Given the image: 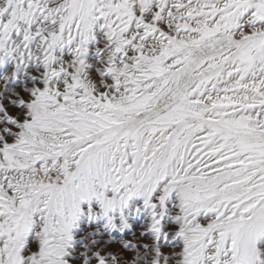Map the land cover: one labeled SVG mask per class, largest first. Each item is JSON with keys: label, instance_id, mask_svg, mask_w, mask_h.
I'll return each mask as SVG.
<instances>
[{"label": "snow or ice", "instance_id": "1", "mask_svg": "<svg viewBox=\"0 0 264 264\" xmlns=\"http://www.w3.org/2000/svg\"><path fill=\"white\" fill-rule=\"evenodd\" d=\"M133 220L131 264H264V0H0V264Z\"/></svg>", "mask_w": 264, "mask_h": 264}, {"label": "rangeland", "instance_id": "2", "mask_svg": "<svg viewBox=\"0 0 264 264\" xmlns=\"http://www.w3.org/2000/svg\"><path fill=\"white\" fill-rule=\"evenodd\" d=\"M145 224L146 221L133 220L130 225L131 231L129 233L123 235L116 234L114 240H110L108 235L103 237L98 236L97 239L106 241L107 243L102 244L101 247L105 248L108 252L118 254L122 258V264H131L133 259L132 254L122 250V245L126 242L141 245L150 243V240L141 239V233L145 230ZM81 239H83V237H81Z\"/></svg>", "mask_w": 264, "mask_h": 264}]
</instances>
